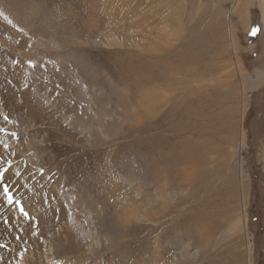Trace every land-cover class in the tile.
<instances>
[{
  "label": "rangeland",
  "instance_id": "rangeland-1",
  "mask_svg": "<svg viewBox=\"0 0 264 264\" xmlns=\"http://www.w3.org/2000/svg\"><path fill=\"white\" fill-rule=\"evenodd\" d=\"M263 4L0 0V264H264Z\"/></svg>",
  "mask_w": 264,
  "mask_h": 264
},
{
  "label": "snow or ice",
  "instance_id": "snow-or-ice-1",
  "mask_svg": "<svg viewBox=\"0 0 264 264\" xmlns=\"http://www.w3.org/2000/svg\"><path fill=\"white\" fill-rule=\"evenodd\" d=\"M0 16H3V13H0ZM5 19H7V18H5ZM8 22L11 23V21H8ZM257 31H259V29H255V28H254V29L252 30V34L255 35ZM4 120L7 121V120H8V117L5 116V117H4ZM0 133H5V134H7V135L15 136V133H14V132H12V133H7L6 130H5L4 128H0ZM4 146L7 148V145H4ZM7 171H8V169H4L3 171H0V180H2L4 174H5ZM8 193H9V189H8L7 187H5V188H4V194H5V196L7 197V202H8V204L11 205V204L14 203V200H13L12 196L9 195ZM15 203H16L17 205H19V201H15ZM20 211H21V214H22L25 218L28 217V213L25 212L23 208H21Z\"/></svg>",
  "mask_w": 264,
  "mask_h": 264
},
{
  "label": "bare ground",
  "instance_id": "bare-ground-1",
  "mask_svg": "<svg viewBox=\"0 0 264 264\" xmlns=\"http://www.w3.org/2000/svg\"><path fill=\"white\" fill-rule=\"evenodd\" d=\"M263 6H264V4H263ZM128 14H129V13H128ZM263 17H264V14H263ZM174 66H175V65H174ZM173 68H174V67H173ZM175 68H176V67H175ZM177 70H178V69H177ZM177 70H176V71H177ZM180 70H181V69H180ZM154 73H155V72H154ZM171 73H172V72H171ZM161 75H162V74H161ZM163 76H164V75H163ZM173 76H174V75H173ZM167 78H168V77H167ZM156 81H157V80H156ZM158 81H159V80H158ZM205 115H206V114H205ZM211 115H212V114H211ZM209 116H210V115H209ZM209 116H208V117H209ZM189 118H190V117H189ZM202 119H203V118H202ZM205 119H206V118H205ZM191 120H192V119H191ZM212 120H213V119H212ZM208 121H209V120H208ZM206 123H207V122H206ZM200 127H201V126H200ZM208 127H209V126H208ZM215 127H216V126H215ZM196 129H197V128H196ZM206 129H207V127H206ZM199 130L201 131V130H203V129H199ZM205 131H206V130H205ZM206 133H207V131H206ZM221 133H222V132H221ZM211 134H212V133H211ZM218 134H219V133H218ZM213 135H214V134H213ZM206 138H207V137H206ZM174 140H175V139H174ZM212 140H213V139H212ZM242 141H244L243 137H242ZM207 152H208V151H207Z\"/></svg>",
  "mask_w": 264,
  "mask_h": 264
}]
</instances>
